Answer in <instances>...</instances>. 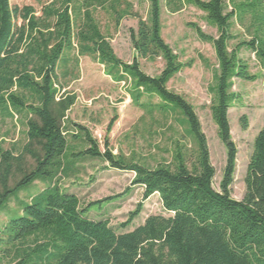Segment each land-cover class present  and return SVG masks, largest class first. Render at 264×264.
I'll return each mask as SVG.
<instances>
[{
    "label": "trees",
    "instance_id": "trees-1",
    "mask_svg": "<svg viewBox=\"0 0 264 264\" xmlns=\"http://www.w3.org/2000/svg\"><path fill=\"white\" fill-rule=\"evenodd\" d=\"M145 1L150 5L146 20L129 14L138 19V31H131L137 57L125 63L96 19L97 12L108 6L115 11L118 0H53L41 15L32 6L12 7L10 0H0V114L4 119L17 118L28 130L21 155L0 146V208L25 186L47 185L30 203H23L22 214L0 232V253L13 256L11 264H264V126L255 139L246 193L239 201L231 192L238 149L229 118L234 105L242 102L233 91L236 80H258L242 51L252 52L264 66V0H166L174 13L186 6L197 8L219 32L214 38L194 26L200 39L213 45L218 60L215 84L210 88L211 112L227 150L219 191L214 188L216 170L196 109L168 88L192 64L182 63L163 39L162 0ZM247 15L253 19L254 37L230 50L238 39L232 33L233 21ZM122 19L119 15L117 24ZM73 51L99 62L114 82L124 83L132 103L146 114L153 118L156 113L178 115L177 121L195 143L193 154L179 146L173 166L151 168L113 153L109 135L117 118L108 126L104 151L88 128L67 126V113L77 97L64 92L59 70L67 62V53ZM159 58L165 63L159 77L142 70L140 59ZM155 99L159 102L154 103ZM241 124L243 130L248 129L246 116ZM69 136L88 148L75 151ZM26 155L36 161L29 174L23 168ZM189 157L193 158L191 166ZM86 158L134 174L133 187L144 190L143 201L120 226L122 231L109 220L90 219L89 214L122 198L131 188L84 206L76 194L60 185V177H67ZM16 174H23L22 179L10 187ZM154 195H159L170 216H150L141 226L126 231Z\"/></svg>",
    "mask_w": 264,
    "mask_h": 264
},
{
    "label": "rangeland",
    "instance_id": "rangeland-1",
    "mask_svg": "<svg viewBox=\"0 0 264 264\" xmlns=\"http://www.w3.org/2000/svg\"><path fill=\"white\" fill-rule=\"evenodd\" d=\"M53 0H10L12 7L32 6L38 15L42 8ZM118 13H116V12ZM115 11L111 6L99 10L96 19L105 36L109 37L112 47L125 63H132L137 57L134 50L131 31H138V19L129 14H139L144 20L149 17L150 5L145 0H118ZM128 12V13H127ZM123 19L117 24L119 15ZM21 23V22H20ZM253 19L247 15L243 20L233 21L232 33L237 36L230 50L240 42H249L255 31L251 26ZM198 26L208 36L219 37L217 28L208 24L206 15L193 6H186L175 12L162 0V36L172 47L184 64H192L176 75L168 88L187 99L196 109L203 131L208 139L211 161L216 170L214 188L220 190L224 170L227 164V150L218 135V128L213 120L211 106L213 96L210 88L215 84L218 60L212 44L200 39L194 26ZM250 65L251 73L258 76L255 82L236 80L233 91L241 96V103H236L230 110L229 118L232 137L237 145V170L231 187L232 197L243 200L246 193L245 178L250 158L254 151V142L264 126V66L256 56L243 50L241 53ZM67 62L59 70L64 92L77 97L76 104L67 113V126L71 123L82 125L90 130L104 151L107 129L112 119L117 121L109 135L110 148L115 155L123 156L151 168L161 165L173 166L174 157L179 146H186L193 154L195 143L187 135L186 127L177 121L179 116H162L154 118L136 107L130 99L124 83L118 84L105 74L104 66L94 59L78 57L77 51L66 55ZM142 70L151 77H159L165 68L162 59H140ZM159 100L155 99L154 103ZM248 118V129L243 130L241 118ZM27 127L17 118L4 119L0 114V146L19 156L28 143ZM70 146L80 152L88 148L69 136ZM193 158L189 157V165ZM36 167V161L29 155L24 157V172L29 174ZM23 174H16L10 182L14 187ZM135 175L109 169V164L100 159L86 158L75 164L67 177H60L61 187L76 194L84 206L108 197L125 194L122 198L103 209L90 212L92 220H109L111 226L120 229L128 220L129 214L143 201L144 190L133 187ZM47 187L46 183L36 182L25 186L8 203L0 208V232L13 218L22 214V204L30 203L32 198ZM154 215L169 217L164 210L159 195L152 196L144 204V210L126 231L141 226L147 218ZM119 231H122L121 229ZM13 256L0 253V264H11Z\"/></svg>",
    "mask_w": 264,
    "mask_h": 264
}]
</instances>
